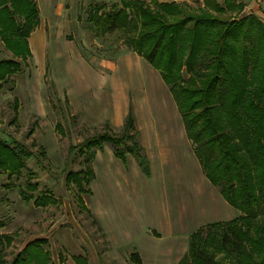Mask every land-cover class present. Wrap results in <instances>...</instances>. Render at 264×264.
<instances>
[{
    "label": "trees",
    "instance_id": "obj_1",
    "mask_svg": "<svg viewBox=\"0 0 264 264\" xmlns=\"http://www.w3.org/2000/svg\"><path fill=\"white\" fill-rule=\"evenodd\" d=\"M242 5L211 0L201 8L158 0H117L93 4L87 22L100 35H121L124 45L143 57L168 87L207 180L238 211L231 221L205 226L193 233L182 261L187 264H264V22L240 16ZM38 23L34 0H0V42L13 57L0 61V89L30 56L27 38ZM14 101V109L17 103ZM16 116V115H15ZM102 133L80 143L84 162L108 144L115 158L132 156L148 175L129 113L122 129ZM84 152L83 154H85ZM33 153L21 143L0 140V173L19 177ZM31 173L20 199L35 207L55 204L48 193L37 192ZM90 166L68 172L66 184L88 194ZM34 193H37L35 195ZM77 201L82 204L78 197ZM3 223L0 221V228ZM5 245L10 238L0 235ZM46 239L27 242L10 260L0 264H54ZM135 258V257H134ZM133 258V259H134ZM78 264H85L76 258ZM57 264H66L59 257Z\"/></svg>",
    "mask_w": 264,
    "mask_h": 264
},
{
    "label": "crops",
    "instance_id": "obj_2",
    "mask_svg": "<svg viewBox=\"0 0 264 264\" xmlns=\"http://www.w3.org/2000/svg\"><path fill=\"white\" fill-rule=\"evenodd\" d=\"M113 1L117 0H34L38 23L27 38L31 58L39 61L40 48L47 46L51 47L48 52L54 62L57 54L52 47L59 44L67 56L62 68L63 93L79 122L84 126L104 122L109 129L120 131L130 113L138 144L148 161L145 175L132 156L123 162L115 158L108 144L95 150L90 163L93 178L87 211L111 247L102 254L90 247L85 253H63L59 257L66 264H78L76 258L85 264H116L117 249L125 247L130 249L126 254L133 264H180L193 233L211 224L231 221L238 211L205 177L177 106L158 71L132 51L106 59L85 57L76 49L70 32L72 8ZM158 1L201 8L211 0ZM230 1L242 5L241 16L264 18V0ZM214 2L223 6V0ZM85 23L79 30L91 31V24ZM64 31L68 33L61 37ZM82 38L85 46L84 34ZM64 231H57L54 238L60 235L70 248L72 242Z\"/></svg>",
    "mask_w": 264,
    "mask_h": 264
},
{
    "label": "rangeland",
    "instance_id": "obj_3",
    "mask_svg": "<svg viewBox=\"0 0 264 264\" xmlns=\"http://www.w3.org/2000/svg\"><path fill=\"white\" fill-rule=\"evenodd\" d=\"M116 3L113 1L106 5ZM88 12L90 8L87 6H74L69 13L70 32L76 49L83 56L107 59L131 51L124 45L121 35H100L93 30H79L86 24L89 15L85 16V13ZM83 34L86 37L85 46L81 41ZM40 49L39 61L31 56L24 61L16 58L19 70L9 76L0 89V140L7 144L15 140L33 153V158L27 161L19 177L8 179L6 174L0 173V221L3 223L0 235L10 238L9 245L0 239V254L10 261L27 242L45 237L48 242L44 247L50 253L51 262L57 263L60 255L85 253L90 247L102 254L111 247L104 231L87 211L92 193H77L73 184L65 182L68 172L90 166L91 162H84L88 153L84 150L83 153H86H82L80 143L96 133H102L105 123L84 126L79 122L77 114L69 106L67 95L63 93L62 68L66 54L62 53L59 44L54 45L52 50L57 59L51 62L48 52L51 47ZM12 58L0 42V61ZM109 130L114 133L119 131ZM27 170L31 173L29 182L37 185V192L48 193L55 199V204L41 208L20 199L18 190H22L28 180ZM82 187L84 190L91 189L89 185L85 187L83 184ZM78 197L82 204L77 201ZM62 229L66 232V239L72 242L70 248L63 244L60 235L54 238L56 232ZM126 250L130 251L125 247L117 249L119 254L114 256L116 264H133ZM180 264L187 263L183 260Z\"/></svg>",
    "mask_w": 264,
    "mask_h": 264
},
{
    "label": "built area",
    "instance_id": "obj_4",
    "mask_svg": "<svg viewBox=\"0 0 264 264\" xmlns=\"http://www.w3.org/2000/svg\"><path fill=\"white\" fill-rule=\"evenodd\" d=\"M261 20H262V22H264V18H262Z\"/></svg>",
    "mask_w": 264,
    "mask_h": 264
}]
</instances>
